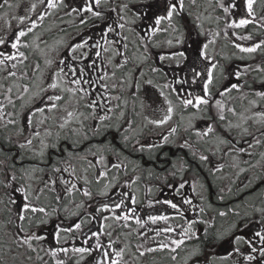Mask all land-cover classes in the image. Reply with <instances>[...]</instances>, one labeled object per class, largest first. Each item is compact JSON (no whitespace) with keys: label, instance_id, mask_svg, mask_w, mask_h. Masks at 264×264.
Here are the masks:
<instances>
[{"label":"flooded vegetation","instance_id":"obj_1","mask_svg":"<svg viewBox=\"0 0 264 264\" xmlns=\"http://www.w3.org/2000/svg\"><path fill=\"white\" fill-rule=\"evenodd\" d=\"M11 1L14 0H9V4ZM38 1L41 2L39 10L32 12L23 24L14 27L5 43L0 45V53L3 56L15 54L16 59L10 60L15 67L47 63L32 38L36 30L45 28L41 24L50 20L49 15L54 11L60 28L48 36V40L57 37L60 41L55 64L63 70L61 77L67 85L79 78L80 87L89 95H81L79 112L71 117L70 124L64 127L48 124L53 134L47 140V146L25 150L19 147L22 142L18 140L13 141L10 148L0 144L8 153L11 152L9 158L20 160L18 164L22 165L30 163L44 174L43 183L29 190L28 200L45 208L46 214L28 212L23 220L32 228L28 235L45 237L33 242L45 247L51 240L57 241L54 237L57 231L59 240L70 236L68 243H76L77 248L89 250L81 253L80 264H110L112 260H118L119 264H264V257L260 255L264 244L259 236L254 235L256 232L264 235V220L260 219L264 210V161L261 158L264 130L261 132L253 126L251 137L247 136L250 132L239 134L230 127L234 115L242 111L243 103L249 97L255 100L262 98L264 102V97L257 95L264 92L257 72V64L261 61L239 56L242 51L236 47L246 44L244 38L264 37V27L253 25L259 15L242 12L240 19L249 20V26H229L227 29V13L221 7L227 0H214L211 4H219L222 11L219 15L222 24L214 28L207 24V15L211 12V8H207V0H195V3L183 0V8H177L171 21L165 19L156 25L155 17L165 15L166 3H178V0H100L98 7L93 6L94 11L101 12L100 17L72 11V8L79 9L86 0H55L56 7H49L48 0ZM259 1L255 0V3ZM245 2L239 0V6ZM125 4L126 8L123 7ZM7 6L0 11L7 10ZM32 21L36 22V30L27 32ZM109 26L113 31H108ZM250 27L255 28L250 30ZM21 29L27 35L21 37L17 49H12L11 43ZM166 31L180 35L175 44H157L161 33ZM133 32L140 35L135 43L131 39ZM228 36H232L236 44L228 43ZM85 40L84 48L75 53L70 51L71 46ZM261 41L257 40V43ZM203 44H207L204 50L207 59L198 57ZM20 52L24 57L19 56ZM135 53L141 55L142 61L135 59ZM120 57L121 60H116ZM135 61L142 66L140 74L144 77L149 75L161 87L160 91L154 89L146 94L147 107L141 111L136 96L111 83L115 77L112 70L127 72L128 64ZM212 64H215L214 68ZM147 66H150L149 72H146ZM193 68L200 75L194 76ZM209 69L212 82L205 93L203 86ZM233 84L238 87L226 91ZM69 93L62 90V104L67 101ZM49 95L56 94L49 91L44 97L46 101ZM197 97L208 99V104L197 106ZM186 99L192 100V104L185 105L183 101ZM217 100L221 102L220 106L216 105ZM93 101L96 106L89 107ZM169 107L172 111L165 123L149 124L154 118L159 121L169 116ZM36 113L39 112L29 109L25 114L32 125L37 124ZM13 117L19 133L21 126L27 124L19 121V115ZM155 127L160 129L159 133L150 135ZM208 127L213 131L204 134ZM247 145L253 148L251 156L244 155ZM244 157L251 160L243 163ZM234 161L240 165L239 170ZM68 165H77V169ZM54 168L61 171L57 173ZM65 168L68 171H64ZM80 171L87 180L99 181V188L87 189L93 197L91 206L87 209L88 203L82 204L85 195L81 189L78 219L67 221L64 217H52L51 181L62 177L76 185L78 179H83ZM1 195L6 201L12 196L16 204L11 206L19 211L24 193L4 188ZM233 196L237 198L235 223L245 225V218L257 214L255 220L242 228L244 240L239 247L222 236L228 224L217 220L218 215L223 217L232 208L233 200L227 198ZM244 197L251 198L250 203L239 204ZM168 200L177 204V209L164 203ZM105 204L109 206L106 210L103 209ZM117 204L120 207H116ZM207 204L210 209L214 208V213H208L213 216L212 223L208 225ZM125 215L131 218L127 221L114 218ZM161 215L168 216V220L153 223L148 219L149 216ZM137 217L140 224L136 223ZM19 222L21 226L22 221ZM76 223H81L80 229L75 228ZM47 224L49 232L45 229ZM164 228L173 231L165 232ZM181 240L183 242L179 245L173 243ZM161 244L167 247L161 248ZM105 250L108 257L104 256ZM121 250L123 255L115 256L114 253ZM248 256L254 259L249 260Z\"/></svg>","mask_w":264,"mask_h":264},{"label":"rangeland","instance_id":"obj_2","mask_svg":"<svg viewBox=\"0 0 264 264\" xmlns=\"http://www.w3.org/2000/svg\"><path fill=\"white\" fill-rule=\"evenodd\" d=\"M214 0H207V8H211L210 14L207 15V24H212V27L218 28L222 21H220L219 15H222V11L217 4H211ZM41 2L38 0H14L11 1L7 10L0 11V38L7 39L8 36L11 34V32L14 30V27L20 24L19 17L24 16L25 19L29 18L30 14H33L39 8L41 7ZM35 4V9H31V5ZM235 5V7H232V5ZM226 8H228L227 13V29H230L229 26L233 25V21L235 23H239L241 20L239 16L240 13H248L246 8V2L243 3L241 6H239V0H227L225 4H223ZM209 10L207 12H209ZM33 12V13H32ZM258 14L257 20L254 22L253 25H258L261 27H264V0H260L258 3H255L253 5V12ZM49 19L47 22L42 23L41 25H45V28L40 27L39 30H36V27L33 30H36L33 34L34 37L32 38L33 44L39 48V51L43 53L44 60H48L45 64H34V67L30 69H21V67H12L10 60H5L3 64H0V115L1 114H7V117H3V119L6 121L4 123H1L3 128L7 129V126L14 125V123H11L10 121H13V116L19 115L18 119L20 122L23 123V121L26 122L27 125L23 124L21 126V130L19 133L16 132L18 128L13 132V140H18L22 142V145L31 147L33 144V148H38L41 146V148L47 146V140L50 139L53 132H50V127L48 124H70L71 119L67 124H65V120L68 119L67 113L72 112L73 116L76 112H79V105L82 101L81 93L79 90L75 94L69 93L67 101L62 104V101L57 102L58 107L55 110L48 111L45 110L44 113H36L35 122L37 124L28 126L29 117L25 118V114L29 112V109L36 110L37 108L44 107V105L47 103V101L44 99V97L48 94L49 91H52L53 94L61 95L62 90H65L69 88H78L75 84H69L67 85L61 76L57 77L55 76V73L60 72L59 67L55 64L56 61V55L57 50L59 49V39L57 37L50 38L48 40V36L54 35V31L60 28V23L58 22L57 15L54 11H52L49 15ZM249 26V23L246 25H242L243 28H246ZM255 27H250L251 29H254ZM44 29V32L42 31ZM141 31V30H140ZM139 31V32H140ZM213 33V31H212ZM137 38H140V35L138 32H133L131 34L132 43H135ZM180 38V35L178 33H172L171 31L162 32L159 36V42L157 44L160 45H173L176 43L177 39ZM234 38L232 36H228V43H231L232 45L236 44L233 40ZM257 40H264L263 38H254L251 37V39L244 38V41L246 44L242 47H252L253 45L257 44ZM43 41V42H42ZM136 54V53H135ZM233 55H235L233 53ZM239 56H244V58L248 59H259L261 62L257 64L258 66V74H259V80L261 81V84L264 85V64H262V61H264V49H257L254 53H247V52H239ZM5 56H1L0 59H4ZM122 58H117L116 60H121ZM135 59L137 61H142V57L139 53L135 55ZM134 59V60H135ZM132 62V64H128V71L124 72L121 70V72H115L112 70V73H115V77L111 80L112 84L120 85L119 88L122 90L123 88L128 91L129 94L136 96V99L138 98V104H139V110H144L147 107V101L145 99L146 94L150 93V90L158 89L161 90L160 85L156 84V82L149 77V75L143 76V74L140 72H143L141 64L139 65L138 62ZM17 64V63H16ZM150 66H147L146 72L148 71V68ZM119 69V68H117ZM115 69V70H117ZM10 73H15V75H10ZM55 79L57 83L59 84V87L57 89H48V84ZM149 81L151 83H149ZM27 86L28 91H24V87ZM67 87V88H66ZM80 87V86H79ZM8 89H11L9 92ZM46 90V91H45ZM128 98V96L126 97ZM255 102V103H253ZM262 107H264V102L262 101V98L260 100H255L254 98H248L244 101L242 111L238 113L237 115H234L233 119L231 120L230 127L231 129H236L239 134H246L250 132L249 135L252 137V127L256 126L259 131L263 132L264 130V117H261L258 115L260 112H264L262 110ZM151 115V114H149ZM0 116V120H1ZM153 121H157V118H154ZM149 124H155L152 123V121ZM48 127H47V126ZM40 126V127H38ZM247 129V131H245ZM160 129H157L156 127L153 128V130L150 131V135H156L158 134ZM39 132V135L36 136V133ZM31 140V144H28L27 141ZM218 141V140H215ZM39 142V144H34ZM250 145L245 146L244 148V155L251 156L253 153V148L248 147ZM261 158L264 161V149L262 150ZM251 158H245L243 160V163H246L250 161ZM241 162V160H239ZM234 166L237 167V170L240 169V165L234 161ZM68 167L76 170L77 165H68ZM39 169L35 167L28 168V171L23 174L25 177V180H28L31 183V188L34 186L37 187L38 184L43 183L44 174L40 173ZM81 173V171H80ZM83 179H78L77 183V190H80L78 193H74L76 191V188L73 189L71 192L66 193V196L64 198H68L67 196L70 195L71 197L68 198L69 203L64 207L63 210L67 209L66 212H68V215L73 209V207H77L80 197L82 195L81 192V186L83 185L84 189H90V185H94V183H98L99 181L95 180H87L85 182L86 175L81 173ZM46 176V175H45ZM69 178V177H66ZM41 179V180H40ZM55 184H52V187H54L55 190V198L59 196L61 199L63 198V195L65 193V188L62 186L60 180H56ZM108 182H106L107 184ZM60 184V187L58 186ZM99 188V187H98ZM73 192V193H72ZM92 198L85 197L83 198L82 202H87L88 207L91 206ZM199 199L202 198V201L205 200L203 196H199ZM249 201V200H248ZM69 206V207H68ZM55 210L60 209L58 205L54 206ZM235 210H232L231 213H234ZM235 214V213H234ZM256 214V213H255ZM257 215V214H256ZM256 215L249 216L248 218L244 219V223L246 225L247 222L251 220L256 219ZM235 216V215H233ZM78 215L67 219V221H75L78 219ZM264 220V210L260 213V219ZM64 220V219H63ZM237 220V215L236 219ZM233 221V222H234ZM240 222V221H239ZM238 223H232L228 224L227 228L222 232V236L224 238H228V242L230 244H233L235 247H239V244L244 240V235L241 234L242 228L245 226ZM45 229L49 232L50 228L47 224ZM64 229V228H63ZM67 236V235H66ZM234 236V238H232ZM236 237H242V239H235ZM71 238L70 236L68 237ZM226 238V240H227ZM67 239V238H66ZM62 239L60 241L64 245L65 240ZM68 241V239L66 240ZM52 243L56 244L59 243L55 240H51L46 244V248L49 254H51L50 251V245ZM21 244H18L17 246H20ZM21 251L19 249L18 254L21 257V260L25 262V264H40L44 262L42 259H38L35 256V253L33 251H28L27 248H22ZM32 249V248H31ZM236 251V250H235ZM15 253L14 251H12ZM13 255V254H12ZM78 255V254H77ZM76 255V256H77ZM81 257V256H80ZM6 258V257H5ZM79 258V255H78ZM5 264H21L19 258H16V256H8L6 258ZM46 260V257H44ZM42 260V262H41ZM65 262H64V261ZM54 261L56 262H62V264H66V260L59 256L57 253L54 256ZM79 262L81 260L79 259ZM79 262L75 263L72 262L71 264H79ZM57 264V263H56Z\"/></svg>","mask_w":264,"mask_h":264},{"label":"snow or ice","instance_id":"obj_3","mask_svg":"<svg viewBox=\"0 0 264 264\" xmlns=\"http://www.w3.org/2000/svg\"><path fill=\"white\" fill-rule=\"evenodd\" d=\"M42 2H43V0H42ZM193 3H195V0H193ZM254 3H255V0H246V8H247V12H248L249 15H251L252 12H253V5H254ZM99 4H100V0H86V3L84 5H82L79 9L72 8V11L73 12H77V11H79V12H87V13H91L93 16L100 17L101 16V12L94 11L93 10V6L95 5V6L98 7ZM5 5H8L9 7L11 6V5H9V0H0V8H3ZM48 6L49 7H56L55 0H48ZM35 7H36L35 4H32L31 5V9H35ZM123 7L126 8L127 5L125 4V5H123ZM178 7L181 8V9L183 8V0H178V3L167 2L166 3V6H165V15L156 16L155 17V24L156 25H159L161 23V21L162 20H165V19L171 21V19L173 17V14L177 11V8ZM221 7L224 8V11L225 12H228L229 9L226 8V7H224L223 4H221ZM232 7H235V5L233 4ZM112 10L115 11V9H112ZM25 18L26 17H24V16L19 17V21H20L21 24H23ZM40 19L42 20L43 19V16H41ZM249 22L250 21L247 20V19H241L239 21V24H236L235 21H233V25H230V26L239 27V26H242V25H246ZM35 27H36V22L35 21H32L31 22V26L27 29V32L32 31V29H34ZM120 27H123V25H120ZM108 31H113V29L109 26L108 27ZM27 32L25 30H23V29H21V30L18 31V33L15 36L14 41L11 43V48L12 49H17L18 45L21 42V37L26 36L27 35ZM247 39H251V37H247ZM4 43H5V40L2 39V38H0V45H3ZM86 44H87V41L86 40L83 43L75 44V45L71 46L70 51L72 53H75L77 50L84 48ZM262 45H264V40H262L260 43H257L255 45H253L252 47L244 48V47H241L240 45H236V47L237 48H240V50L242 52L254 53V52L257 51V49L261 48ZM205 49H207V44H203V45L200 46V49L198 50V57L199 58H201V59H207L208 58L206 51H204ZM3 55H4L3 53H0V56H3ZM97 55H98V53H97ZM179 55L180 56H183L184 53H179ZM19 56L20 57H24V53L23 52H20L19 53ZM14 59H16V55L15 54L5 56L4 59H0V64H3L5 60H14ZM61 63H64V61H61ZM12 67L14 68L15 67V64H13ZM211 67L214 68L215 67V64H212ZM72 71L75 72V69H73ZM192 72H193V75L194 76L200 75V73H198L195 68L192 69ZM62 73H63V70L61 69L60 72L55 73V76L59 77V76L62 75ZM10 75H13L14 76L15 73H10ZM236 75L237 76L240 75L239 71L236 72ZM206 76H207V80H206V82L204 83V86H203V89H204V92L205 93L208 92V86L212 82V72H211L210 69L206 71ZM71 83L77 85L78 88H68V89H66V91L75 94L77 92V90H79L84 95H89V93L86 91V89H84L83 87H79L80 84H81V79H79V78L74 79V80H72ZM149 83H151V82L149 81ZM58 87H59V84L57 83V81L55 79H53L48 84V89H53L54 90V89H57ZM237 87H238V85L233 84V85H231L230 88L226 89V91H231L232 89H235ZM8 91L10 92L11 89H8ZM24 91L25 92L28 91L27 86L24 87ZM257 95H259L261 97H264V92H258ZM46 99H47V103L44 105V107L37 108L35 110L36 112L44 113L46 109L48 111H52V110L57 109V107H58V103L57 102L61 101L63 99V97L61 95H49V96H47ZM196 100H197V106H199V104H201V103L208 104V102H209L208 99H205V98H202V97H197ZM168 103L170 104L171 102L169 101ZM183 103L185 105H189V104H192V100L186 99V100L183 101ZM253 103H255V102H253ZM220 104H221V102L219 100H217L216 101V105L217 106H220ZM95 106H96V102L95 101H93L89 105V107H93V108ZM171 111H172V109H171V107H169L168 108L169 116H166L163 120L152 121V123H156V124H163V123H165L166 120L170 118ZM258 115L261 116V117H264V112H260V113H258ZM72 116H73V113L72 112H68L67 113L68 119L65 120V124H67L69 122V120L71 119ZM104 118L105 117H101L100 119H104ZM10 122L11 123H14V121H10ZM28 124H29V126L31 125V120L28 121ZM60 126L61 127H64L65 125L64 124H61ZM172 131L174 132L175 129H172ZM211 131H213V129L211 127H208L206 129V132L204 134H207V132H211ZM245 131H247V129H245ZM36 135L38 136L39 135V132H37ZM197 135H200V133H197ZM27 143L28 144H31V140H28ZM185 146H187V144ZM19 147L23 148L24 145H19ZM0 151H2V149H0ZM93 155H95V154L93 153ZM103 159H104V157L101 156L100 157V160L103 161ZM201 159H207V158L206 157H201ZM0 163H2V161H0ZM113 166L116 167L117 165H113ZM63 170L64 171H68L67 168H65ZM54 171L57 172V173H59L61 171V169L60 168H54ZM72 174L75 175V171L74 170H73V173ZM104 175H106V173H104ZM11 180H15V176H11ZM85 182H87V178L86 177H85ZM51 183L52 184H55L56 182L55 181H51ZM61 183L63 185H70V187H68L66 189L68 192H71L73 189L76 188V185L75 184H72L69 180H65V179L61 178ZM6 187H11V181L9 182L8 185H6ZM180 187L183 188L184 185L181 184ZM15 191L24 193V195H23V201L24 202L19 206V211L17 212V219L18 220H20V221L25 220L26 219L25 213H28V212H31V213H45L46 214V209L45 208H43V207H37V206L33 205L28 200V194H27V192H25V190L23 188L15 189ZM83 194L85 196H89V197L91 196V193L87 189H84ZM59 198L60 197L58 196L57 199H59ZM37 199H39V198L37 197ZM184 202L185 203H191L190 201H184ZM2 203H3V201L0 200V204H2ZM8 203L16 204V201H15V199L12 196H9L8 197ZM164 203L170 205V207L173 208V209H177V207H178L177 204L173 203L170 200L164 201ZM108 207L109 206L107 204L103 205V209H105V210L108 209ZM116 207H120V204H117ZM114 218L117 219V220L124 219L125 221H127L131 217H129L128 215H125L124 217L117 216V217H114ZM148 219L151 220L153 223H155L157 220L167 221L168 220V216H166V215L149 216ZM136 223L137 224H140L141 223V221H140V219L138 217L136 218ZM80 227H81V223H76L75 224V228L76 229H80ZM64 231H71V229H65ZM163 231L170 232V231H173V229H171V228H164ZM157 234H159V232ZM93 235H99V233H94ZM254 235L255 236H259L260 237V242L262 244H264V235H261L260 232H256ZM54 237H55V239H57V241L59 240V231H57L54 234ZM34 239L35 240H43V239H45V237L42 236V235H35V234H33V235H27V234H24V238H23V240L21 242L23 244L28 245V247L31 248V241L34 240ZM235 239L239 240V239H242V237H236ZM182 242H183L182 240L181 241H173V243H175L177 245H179ZM249 243H251V241H249ZM97 247L98 248L100 247L99 242H97ZM160 247L161 248L167 247V245L161 244ZM153 250L154 249H148V251H153ZM174 250L175 249H173V251ZM255 250L256 249L253 248V251H255ZM57 251L67 252L68 249L51 250V254L53 256H55ZM72 251L79 252V253H84V252H88L89 250L86 249V248L81 247V248H74V249H72ZM237 251H238V249H237ZM114 254H115V256H118L119 257V256H122L123 255V251L121 250L119 252H115ZM108 255H109L108 254V251L105 250L104 251V256L105 257H108ZM260 255L262 257H264V250H261L260 251ZM248 259L249 260H252V259H254V257L248 256ZM57 264H62V262H57ZM110 264H119V261L118 260H112L110 262Z\"/></svg>","mask_w":264,"mask_h":264},{"label":"trees","instance_id":"obj_4","mask_svg":"<svg viewBox=\"0 0 264 264\" xmlns=\"http://www.w3.org/2000/svg\"><path fill=\"white\" fill-rule=\"evenodd\" d=\"M7 137H6V134L5 132H0V144H6V145H3L5 148H10L11 145H8L7 144ZM0 145V149H2V151H0V161H2V163H0V171H1V167L4 163V166L6 167L8 165V167H13V166H16L15 163H11L8 159L9 158V154H11V152H7L4 147ZM8 162H10L8 164ZM20 173V178L18 179L19 181L25 183V177L23 176V174H25L23 171H19ZM3 179L1 178V174H0V193H1V187L3 185ZM55 197V196H54ZM2 196L0 194V200H1ZM67 200L68 198H65V205L67 204ZM6 201V200H4ZM12 209L10 207L9 204H5V203H2L0 204V214H3V217L2 219L4 220V223L5 224H8L10 222H12L11 220L12 219ZM1 218V216H0ZM13 229L17 228L16 225L14 226H11ZM23 230V229H22ZM16 230H12V232H8V230L5 228H0V245H4L5 248H1L0 247V264H5L6 262V258L10 255V256H16V258H19L21 264H25V262H23L21 260V257L19 256L20 254H18V252L16 250L20 249L21 250V247L20 248H17V237L18 235L16 234ZM17 248V249H16ZM11 251H14L15 253H11ZM13 254V255H12ZM62 258H64L66 260V264H70L71 262H73L75 260V256L73 255L72 257H69L68 259L65 257V254H59ZM6 257V258H5ZM38 259H42L44 260L46 263L45 264H56L57 262L54 261V256L53 255H49L47 257V259L45 260L43 257H39ZM41 260V262H42ZM64 261V260H63ZM40 264H44V262L40 263Z\"/></svg>","mask_w":264,"mask_h":264}]
</instances>
